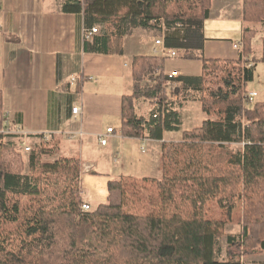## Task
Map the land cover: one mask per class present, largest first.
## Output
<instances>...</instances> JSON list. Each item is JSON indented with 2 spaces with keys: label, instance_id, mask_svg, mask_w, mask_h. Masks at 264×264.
I'll list each match as a JSON object with an SVG mask.
<instances>
[{
  "label": "trees",
  "instance_id": "obj_1",
  "mask_svg": "<svg viewBox=\"0 0 264 264\" xmlns=\"http://www.w3.org/2000/svg\"><path fill=\"white\" fill-rule=\"evenodd\" d=\"M210 7L211 0H73L63 11L101 24L97 51L119 54L122 39L136 30L159 36L161 21L167 26V48L196 47ZM242 13L247 24L264 22V0H243ZM177 22L184 28L173 29ZM254 37L245 27L246 52ZM261 45L257 61L264 63V38ZM185 58L201 62V75L180 78L171 91L163 59H132L133 92L122 98L121 134L160 141L164 131H179L188 90L199 93L205 120L183 131L180 142L162 143L160 179L108 181L106 201L95 210H81L79 158L44 162L57 148L39 144L24 174L15 144L0 135V264H240L228 250L221 259L217 248L236 201L242 204L241 233L226 238L228 247L240 257L264 253V102L242 105L252 65L247 68L241 59ZM137 101L155 106L149 120L137 116ZM157 105L163 106V116ZM1 123L0 98V129ZM233 143H241L242 151L229 149Z\"/></svg>",
  "mask_w": 264,
  "mask_h": 264
},
{
  "label": "crops",
  "instance_id": "obj_2",
  "mask_svg": "<svg viewBox=\"0 0 264 264\" xmlns=\"http://www.w3.org/2000/svg\"><path fill=\"white\" fill-rule=\"evenodd\" d=\"M68 1L73 0H0L2 122L29 134L27 143L31 147L40 144V135L52 134L49 145L57 148L53 159L79 158L82 162L81 176L95 174L94 170L102 162L103 165H115L119 160L121 166L113 170L111 181H118L124 176L160 179L162 143L180 142L183 131L199 128L206 118L201 111L199 93L188 90L182 97L179 131H164L160 141L123 137L121 105L122 98L133 92L132 59L137 56L158 57L155 41L162 34L155 37L149 32L136 30L133 35L122 39L121 53L98 52L102 25L92 24L82 14L65 13L63 4ZM242 11L243 0H211L209 17L199 30V42L196 47L186 49L187 55H200L205 59H241L252 65L254 73L253 62L260 57L262 49L264 22L245 23ZM220 22L236 24L239 31L233 27L230 28V35L233 36L222 35L221 30L226 26L220 25ZM95 26L100 32L85 39L83 30ZM245 27L254 30L255 34L250 52H246L242 43ZM165 35L166 32L163 41ZM183 59L186 61L185 72L170 68V60L163 61V70H177L181 73L180 78L198 79L201 62ZM73 77L76 82L71 84ZM180 78L168 81V84L178 87L180 82L176 81ZM192 96H197L196 102L203 116L196 112L195 106H189L190 100L186 104ZM73 106L80 108L77 115L71 112ZM154 107L149 102L135 103L137 116L145 120H149ZM141 108H145L142 113L139 111ZM108 128H112L113 132L108 134ZM100 136L107 140L104 146L99 143ZM6 140L14 143L19 139L8 137ZM137 143L142 154L147 152L146 144L150 149L149 155L141 156L143 166L134 163L133 146ZM136 165L142 170L151 169L152 175L138 178L140 169ZM85 195L83 192V202L92 206Z\"/></svg>",
  "mask_w": 264,
  "mask_h": 264
},
{
  "label": "rangeland",
  "instance_id": "obj_3",
  "mask_svg": "<svg viewBox=\"0 0 264 264\" xmlns=\"http://www.w3.org/2000/svg\"><path fill=\"white\" fill-rule=\"evenodd\" d=\"M220 25L226 26L224 29L221 30L222 35H226V36L229 35V37L233 36V35H230L231 34L230 28H233V27L238 28V31H239V26H237L236 24L231 25L228 22H223V23L220 22ZM101 28H103V27H101ZM184 31L185 30L178 31L176 33V35L180 36V35H182V33ZM232 38L234 39V37H232ZM152 42H153V40H152ZM256 59L258 60L259 57H256ZM257 60L253 62V65H255V68H256L254 75H253V80L246 87L247 92H251V91L255 92L257 94V96L251 105H244V103H242L244 108H246V107L250 108L256 102H264V63L259 62ZM169 66H170V68L182 70L184 72L186 71V61L184 59H181V58L170 60ZM167 88L169 89V91H171V90H175L177 87L175 84H168ZM194 99H196V100H194ZM189 100H190L189 106L191 108H193L195 106L196 112L201 115L202 113L199 112V107H198L199 103L196 102V101H198L197 96H196V98L194 96H192V98L187 99L186 104L189 103ZM143 102H146V101H143ZM143 107H144V105H143ZM142 108L139 110L140 113L145 111V108L143 110H142ZM187 110H186V112H187ZM202 116H203V114H202ZM195 125H197V122L195 123ZM186 127L187 126H184V129ZM187 129L188 128H186V130ZM19 142H20L19 140L14 141L15 149L20 154V156L24 162L23 173L28 174L27 158H28L30 153H24L22 151L20 145H18ZM242 146L243 145L241 143H233V144H230L229 149H231L233 152L239 153L242 151ZM35 147L36 146H34V147L32 146V149ZM139 148H140V144H138L137 146L135 144V146H133V150H134L133 156L135 159V161H134L135 164L141 163L143 161L141 156L149 155L148 150H150V149L148 148L147 144L145 147L146 151H147L146 154H142L139 151ZM96 157L100 158L101 156H96ZM52 159H53V156L52 157L45 156V157H43L42 160L44 162H50ZM99 161L101 163L102 160L100 159ZM140 165L143 166L142 163ZM120 166H121V162H119V160L117 163H115V165L113 163L110 165H107V164L103 165V162H102L100 164V166L97 167L96 170H94V171H96L95 174L81 176V188H82L81 197H82V200H84L83 199V192L86 193L85 196L88 198V200L90 202H92V206H91L92 210H95V208L97 207L98 204L104 203L106 201L107 183H108V181H111L113 179V178H111V177H113V173H114L113 170H115V168H120ZM136 168L138 169L139 165H136ZM150 173H152L151 169H147V170L140 169V172L137 174V177L139 178V177H142L143 175H146V176L149 175L150 176V175H152ZM159 174H160V172H159ZM241 208H242L241 201H236L235 207L233 208V212H232V215H233L232 221H231V223L226 225L224 235L217 242V248L219 249V252H220V258L222 259L223 257H225V254L228 250L229 253H232L234 255L235 260H238V259L240 260V264H264V253H256L254 255H247L246 257H240L239 252L235 247H231V248L228 247L226 238L228 236H233V237L238 238L240 233H241V226L239 224V220L241 218Z\"/></svg>",
  "mask_w": 264,
  "mask_h": 264
},
{
  "label": "built area",
  "instance_id": "obj_4",
  "mask_svg": "<svg viewBox=\"0 0 264 264\" xmlns=\"http://www.w3.org/2000/svg\"><path fill=\"white\" fill-rule=\"evenodd\" d=\"M159 25L161 27L162 35H161V38L155 41V45L158 47V50L156 51V54L158 55V57L163 59V61L179 59V58L183 59L187 55L185 50L171 49L165 46L164 41H163V34L167 26L163 21H161ZM172 27L175 30L184 28L183 24H181L180 22L175 23ZM99 32H100V29L95 26L90 29H84L83 36L85 39H90V37H92L93 35H97ZM249 67H250V64L247 65V68ZM163 74L168 81L176 80L181 77V73L177 70H171V71L163 70ZM75 82H76V79L74 77L71 78V84H74ZM256 96L257 94L255 92H245L243 94L244 105H251L254 102V99L256 98ZM156 108L158 109L160 108V114L161 116H163L164 115L163 106L158 107L157 105ZM71 112L73 115H77L80 112V108L78 106H73L71 109ZM106 132L108 134L112 133L113 129L108 128ZM0 135L5 136V137H11V136L16 137L19 139L20 141L19 145L22 147V150L24 153H30L32 151V147L29 146L27 143V139L29 138L30 135L22 131L19 128H10L8 123L5 121H3L1 124ZM52 139H53L52 134H42L40 135V144L48 145L52 142ZM99 143L102 146H104L107 143V140L105 139V137L100 136ZM81 210L83 212H90L92 211V208L89 204L83 202L81 205Z\"/></svg>",
  "mask_w": 264,
  "mask_h": 264
}]
</instances>
